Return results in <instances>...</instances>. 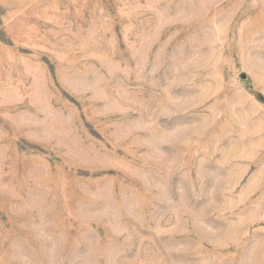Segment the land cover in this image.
<instances>
[{
    "label": "rangeland",
    "instance_id": "obj_1",
    "mask_svg": "<svg viewBox=\"0 0 264 264\" xmlns=\"http://www.w3.org/2000/svg\"><path fill=\"white\" fill-rule=\"evenodd\" d=\"M0 264H264V0H0Z\"/></svg>",
    "mask_w": 264,
    "mask_h": 264
}]
</instances>
